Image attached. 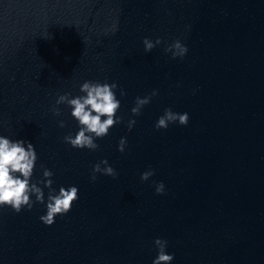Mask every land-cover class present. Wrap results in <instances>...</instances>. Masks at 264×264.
<instances>
[{"label":"water","instance_id":"1","mask_svg":"<svg viewBox=\"0 0 264 264\" xmlns=\"http://www.w3.org/2000/svg\"><path fill=\"white\" fill-rule=\"evenodd\" d=\"M146 38L161 44L145 53ZM85 81L120 101L94 151L64 143L79 126L55 103ZM166 108L187 125L156 130ZM0 137L34 146L30 183L47 169L53 194L78 189L51 226L43 183L45 203L0 207V264H152L157 238L171 264H264V0H0ZM101 160L115 179L90 180Z\"/></svg>","mask_w":264,"mask_h":264},{"label":"clouds","instance_id":"2","mask_svg":"<svg viewBox=\"0 0 264 264\" xmlns=\"http://www.w3.org/2000/svg\"><path fill=\"white\" fill-rule=\"evenodd\" d=\"M48 38V37H45ZM145 53L150 52L154 47L161 44L160 39L155 42L144 39L142 41ZM188 49L182 45L179 40L165 48L166 53H171L172 59H182ZM115 83H98L85 81L80 92L84 95L69 98L68 94L61 95L56 100V105L66 104L72 109L71 117L78 122L79 131L73 137L71 134L64 136V143L73 149L96 150L98 145L94 142L108 134L110 128L121 123V118L116 117L120 108V101L116 98ZM121 96L125 93L120 92ZM154 90L150 96L137 98L135 106L131 109L133 116H139L141 109L146 106L152 97L156 96ZM53 115L59 116L60 110L56 107L52 109ZM103 118V119H102ZM188 114L174 113L170 108H166L155 124L156 130L167 129L172 123H178L180 126H186L188 123ZM135 120H129L127 124L128 131H131L135 125ZM60 128L65 127L63 121L59 122ZM126 147V139L121 138L117 151L123 153ZM37 156L34 146L22 140L10 141L8 138L0 137V207H9L13 212L19 213L22 209L31 210L33 203H45L44 192L38 184L43 183L44 188H48L49 194L46 203V214L39 217L40 222L45 226H51L55 222L56 216H63L71 210L72 204L78 199V189L71 186L67 189L61 187L58 194H53L50 179L53 173L50 170H43L42 181L30 183ZM103 165V167H102ZM43 167V166H42ZM97 174L116 178L117 173L109 166L107 160H101L92 166L90 180L97 179ZM154 172L149 170L140 175V180L147 181ZM164 192V184L158 183L155 186V193L161 195ZM35 197V201L31 197ZM154 246L157 249V256L152 264H171L173 255L166 254L167 241L155 239Z\"/></svg>","mask_w":264,"mask_h":264}]
</instances>
